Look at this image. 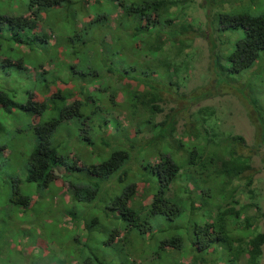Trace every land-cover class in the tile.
I'll list each match as a JSON object with an SVG mask.
<instances>
[{
  "label": "trees",
  "instance_id": "trees-1",
  "mask_svg": "<svg viewBox=\"0 0 264 264\" xmlns=\"http://www.w3.org/2000/svg\"><path fill=\"white\" fill-rule=\"evenodd\" d=\"M258 1L95 0L96 16L86 23L87 0H29L22 14L0 13V49L11 69H29L28 49L37 61L29 63L38 82L26 101L18 102L10 86L0 84L1 108L21 112L34 131L12 198L31 206L35 193L46 188L61 195L56 201H64L66 216L88 231L76 238L75 249L63 245L72 249L70 256L62 254L63 264H262L264 193L252 171L256 155L264 163V86L256 77L264 67V12L254 13ZM198 5L210 19L206 37L217 85L237 90L252 112L251 144L220 131L208 105L198 107L199 120L179 132V101L189 107L205 93L199 87L190 97L179 91L196 57L192 39L204 25L197 19ZM113 11L118 15L111 27ZM106 25L111 40H106L110 31L101 33ZM120 34L131 35V48ZM74 59L81 71L61 69L68 63L73 68ZM46 62L54 66L43 69ZM57 80L72 87L51 92ZM115 93H122L123 104ZM129 126L137 129L134 138L114 143ZM71 127L76 128L71 144L112 151L90 148L82 164L87 150L71 156L63 149L68 141L59 133ZM57 173L70 189V201L60 193L63 185L55 186ZM94 209L100 210L88 219ZM103 220L107 224L100 225ZM95 229L107 235L95 239ZM102 243L123 254L121 263L105 258Z\"/></svg>",
  "mask_w": 264,
  "mask_h": 264
},
{
  "label": "rangeland",
  "instance_id": "rangeland-1",
  "mask_svg": "<svg viewBox=\"0 0 264 264\" xmlns=\"http://www.w3.org/2000/svg\"><path fill=\"white\" fill-rule=\"evenodd\" d=\"M28 1L29 0H0V13L22 14L28 10ZM87 1H89L91 6L88 7L89 11L86 10L87 12H85L82 17L84 23L94 19L98 10L94 2L95 0ZM200 1L201 0H197L198 4ZM199 7L200 5H198L196 9L197 19L200 23H204V25L198 30L200 31L199 34H196L192 39L191 46L196 50V57L191 58L189 69L186 71L187 75L179 91L190 97L192 94L189 93L193 89L199 87L198 89L202 88L205 93L201 94L202 96L192 102L189 107L186 106L187 101L185 99L179 101L178 109L181 110L179 132L182 134L185 128H190L192 120H199L198 116H194L198 107L208 105L213 108L212 110L219 119L218 129L220 131L228 132L233 135H241L247 140L248 144H251L256 138V128L252 119V112L248 110L247 105L240 98L241 95L237 90L228 88L225 85L222 87L217 85L216 80H218V77L212 72L213 63L210 55V43L209 39L206 37V34L211 31L208 24H206L210 19L207 15V11ZM238 9H240V7ZM262 12H264V0H259L258 3L255 4L254 13ZM117 15L118 13L116 11L112 12L110 20L111 27L115 26V20H113V18L117 17ZM45 25H49L48 22H46ZM110 26L106 25L101 30L102 35L110 31L106 36V40H111L110 35L112 31ZM79 27H81L80 24ZM121 38L123 40L122 44L130 48L132 47L131 35L126 34L124 37L121 36ZM18 49L27 50L25 46H19ZM61 49L62 48L57 49L59 55ZM28 52L31 56L28 55ZM86 52L91 54L94 53L93 49L89 47L86 49ZM16 53L18 54L17 51ZM34 54V51L28 49L25 60L29 69H11V65L4 59V51L0 49V84H8L11 91L13 90L16 94V100L18 102L26 101L28 91L30 89H35L37 85L38 79H36L35 75L37 69L33 67L37 65V61L33 58ZM22 58H24V56L21 57V59ZM13 62L17 63L18 61L14 60ZM29 63H32L33 66L29 65ZM73 63H77V61L74 59ZM123 63H128V61H124ZM115 64L119 66V58L115 59ZM52 66H54L52 63L46 62L43 69H48ZM81 67L82 65L77 63L71 68V65L68 63L66 66H62L61 69L67 71L69 74H76L81 71ZM257 76H259V81L262 82L264 86V67L260 69V72L256 73V77ZM235 78L240 81L241 75ZM71 79L73 80V78ZM64 83L63 80H57L56 83L52 85L51 92H55L58 88L72 87L71 83ZM126 83L133 84L132 81ZM238 83L239 84L234 85L238 86L241 84V82ZM99 85H101V83ZM96 86L97 85H95V87ZM93 87L94 86H92V88ZM78 97L77 95L72 98V100ZM115 97L118 102H122L123 104L124 100L122 93H115ZM40 98L43 100V96H40ZM33 121H39V117H35ZM28 124V119L21 112L6 113L0 106V147L6 145L2 152H0V264H63L61 262L63 261L62 258H64L62 254L70 256L71 250L77 247L76 242L80 243L76 238L79 235H85L88 231L83 228H76L73 224V220L70 219L71 216H66L67 211L65 210V206H63L64 201L62 200L61 203L56 201L61 195L59 194V196H57L56 194L58 192L46 188L35 193L32 201L35 199L37 200L31 206L16 204L12 198L13 187H15L17 179H23L24 177V170H22V167L25 156L34 146V144H32L34 142V131ZM22 128L24 129L18 132ZM111 129L114 130V128ZM111 129L106 133L109 140H112L114 137V132H112ZM75 130L76 128L71 127L66 129V131H61L59 134L62 135L64 133V140L68 141V145L63 147L64 152H68V155L71 153V156H74V154L81 156L82 152L87 150V153L81 157V163L83 164L86 160V155L91 152L89 149L95 148L88 145L80 146L79 142L71 144L70 137L74 136ZM136 130L134 126H129V129H122L120 137L116 139L114 143L120 140L126 141V139L134 138ZM140 135L141 132L139 131V136ZM186 140H188L187 136ZM103 148L107 149L108 152L112 151L111 148L105 145L97 146V150L95 149V151L102 152ZM150 160L155 161L156 158L152 155ZM252 171L256 173L259 186L264 193V163L261 161L260 154L254 157ZM56 177V188L63 185L60 193L63 194L67 201H70V189L68 185L59 182L58 173ZM23 192H26V190L23 189ZM100 205L102 206L103 203L101 202ZM99 210L100 209L92 210L89 213L88 219L92 220L93 214ZM187 214H185L184 217H187ZM101 215L102 214H99V216ZM261 219L260 224L263 225L264 218ZM99 223H95L94 226L99 227L102 224H107V221L103 220V222L98 225ZM262 229L264 230V228ZM93 235L95 239H98L107 235V231L104 232L95 229ZM84 240L83 238L82 242H84ZM66 244H70L72 249L64 248L63 245ZM59 245L62 246L61 249ZM100 249L101 252H106H102V254H104L105 258L108 260H116L117 263H121V259L124 257L123 254H117L115 251L116 248L111 247V245L102 243ZM56 259L58 260L56 261ZM75 263L76 262H73V264ZM187 263L188 261L185 260L184 264ZM129 264L133 263L129 262ZM262 264H264V254Z\"/></svg>",
  "mask_w": 264,
  "mask_h": 264
}]
</instances>
